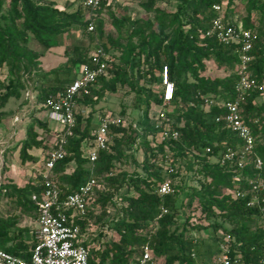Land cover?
<instances>
[{
	"label": "trees",
	"instance_id": "16d2710c",
	"mask_svg": "<svg viewBox=\"0 0 264 264\" xmlns=\"http://www.w3.org/2000/svg\"><path fill=\"white\" fill-rule=\"evenodd\" d=\"M83 1L72 0L58 8L53 0H0V109L9 98H20V92L30 84L36 104L25 125L23 138L11 148L17 150L21 164L32 163L35 169L23 185L10 180L0 184V196L11 211L0 217V249L29 258L35 230L19 227L16 214L37 220L31 196H40L43 190L44 167L38 154L57 149L62 133L54 131L55 142L47 144L46 138L52 131L48 121L36 119L35 113L45 109L42 103L46 97L62 92L74 80L76 69L88 61L90 52L89 46L74 45L65 50L62 65L39 70V53L27 46L28 38L31 36L49 48L51 37L77 26L87 32L90 44L95 43L109 53H119V63L107 65L89 95L75 98V125L62 145V158L55 162L49 174L58 185L61 199L91 178L99 185L85 216L67 211L70 222L78 225L84 234L81 242L88 249L87 264H134L144 246L149 247L154 259L164 264H198L195 255L204 258L202 264H216L215 259L226 241L229 257L235 259L236 264H259L264 242V228L260 224L264 191L259 192L263 211L247 203L252 195L251 184L259 178L264 180V103H257L264 95V87L251 90L240 105L243 121L255 137L254 152L262 161L260 170L251 163L238 168L234 161L223 164L217 161L219 152L225 147L237 148L240 141L224 122L207 120L209 116L222 114V110L212 106L206 111L202 97L228 101L235 96L236 47L220 44L204 35L216 17L211 8L214 3H223L225 20L253 33L249 69L256 82L264 86V0H176L173 11L158 5L169 0H139L142 9L151 14V17L141 18L125 14L117 18L113 12L116 0H102L95 10L83 6ZM237 3L242 4L240 17L232 15ZM102 12L107 13L118 31L117 38L104 33ZM90 22L93 31L89 32ZM209 62L225 74L206 75ZM163 66H167L174 86L165 113L178 132L177 140L160 141V128L148 118L153 106L161 108L162 105L160 73ZM156 86L158 90L154 89ZM122 87L134 93L136 106L140 111L144 109L140 129L125 123L124 113L120 111L118 118L122 123L109 128L107 149L99 151L96 160L90 162L88 149L98 123L93 122L95 106L101 100L107 102L110 95ZM206 148L211 151L206 152ZM131 150L141 152L140 175L120 169V164L133 156ZM175 156L188 158L192 164L191 176L198 183L187 193L186 206L199 211L200 219H190L180 213L182 203L177 199L178 187L173 182L178 168ZM169 165L175 166L174 173H167ZM166 178L171 180L175 192L159 195L157 186ZM236 193L244 195L235 196ZM118 194L120 204L109 221L114 239L103 240L101 231L93 227L103 228L108 222V208L117 204ZM162 208L167 210L164 215H161ZM207 229L218 235L206 245L189 235L190 231L199 233ZM29 231L32 239L27 241L25 236Z\"/></svg>",
	"mask_w": 264,
	"mask_h": 264
},
{
	"label": "built area",
	"instance_id": "2783aa9c",
	"mask_svg": "<svg viewBox=\"0 0 264 264\" xmlns=\"http://www.w3.org/2000/svg\"><path fill=\"white\" fill-rule=\"evenodd\" d=\"M102 0H84L83 6L91 10L98 9ZM216 13V17L210 23L204 35L215 39L224 45H233L237 49V66L234 91L235 96L228 101H213L209 97H202L205 110L216 107L222 110L207 120L214 123L224 122L226 127L240 141V146L233 149L225 147L219 152L217 161L220 164L234 161L236 167L243 168L247 164H252L255 169L260 170L262 161L255 155V137L249 126L243 121L240 105L251 90H262L263 85H259L253 77L249 65L252 61V49L254 35L251 31L241 28L239 25L230 23L223 18V3H214L211 6ZM87 31H93V24L90 22ZM114 63L113 57L102 47H97L94 53L88 55V61L78 66L74 80L67 85L64 90L56 95L45 98L42 106L48 111V118L59 124L60 139L57 149H53L44 157L43 160V190L40 196L32 195L37 210V229L34 234V244L30 248L28 259L14 256L0 249V264H87L88 249L82 244L84 234L78 225L70 222L67 211L76 216L83 217L87 213V206L94 199V190L99 187L96 180L91 178L81 185L75 192L65 198H59V188L57 183L50 178V171L56 161L62 158V145L65 138L70 136L75 125V98L77 96L89 95L90 88L94 85L97 78L104 74L108 64ZM160 87L162 100L159 116L156 118L159 127L158 139L165 141L168 139L177 140L178 132L172 127L170 120L165 113V106L169 105L173 97L174 86L168 76L167 66H163L160 73ZM263 96V95H262ZM16 119H14V122ZM118 117L106 115L98 120L97 127L93 132L92 145L88 149V159L93 162L97 158L99 151L106 150L110 142L109 128L121 124ZM210 152V148L205 149ZM175 166L169 165L167 173L175 172ZM264 191V180L259 178L251 184L250 193L252 194L247 205L261 207L262 199L259 192ZM175 190L169 178H166L157 186L159 195H171ZM244 194L236 193L235 196ZM167 213L165 208L161 209V215ZM260 224L264 228V213H261ZM262 256L259 264H264V242L261 246ZM216 264H236V260L229 257L228 243L225 242L221 247L219 255L215 259ZM134 264H164L160 260L152 257L148 246H144Z\"/></svg>",
	"mask_w": 264,
	"mask_h": 264
},
{
	"label": "rangeland",
	"instance_id": "374dc122",
	"mask_svg": "<svg viewBox=\"0 0 264 264\" xmlns=\"http://www.w3.org/2000/svg\"><path fill=\"white\" fill-rule=\"evenodd\" d=\"M56 3L58 8H62L63 3H70L72 0H53ZM76 2L73 8L76 7ZM177 4L176 0H169L165 3L158 4L161 8L166 11H173ZM241 3H237L233 16H241ZM113 12L117 18L122 15H128L132 18H141V17H151V14L145 12L140 6L139 0H116V3L113 7ZM100 19L103 22V31L105 34H109L114 38L119 36L118 31L111 24L110 18L107 13L102 12ZM51 47L46 48L39 43H37L31 36L28 38L27 46L34 51L39 53L38 62L39 70H50L56 68L59 65H62L65 62V50H70L74 45H82L84 47L89 46L90 52L88 54L94 53L97 49V45L90 44V40L87 32L82 31L80 27L73 26L66 30L64 33L51 37L49 39ZM109 53V52H108ZM109 54H112L114 59V64H118L119 53L117 51H111ZM1 77H4V71L1 72ZM206 75L210 76H222L225 74V71L217 69L212 62L207 64ZM158 90L159 87L154 88ZM257 103H264V95L257 99ZM36 106L34 101V91L31 89V84L23 89L20 92V98H9L6 104L0 109L2 116L0 117V184L5 183L7 180L16 184L23 185L31 174V171H34V166L31 164H21L17 158V150L11 149L18 143L19 137L23 136L24 128L27 122L29 121L31 110ZM161 108L152 107L148 113L149 121L153 124H158L156 118L160 114ZM89 111V109H88ZM123 111L125 123H131L136 126V129L139 128V121L144 116V109H140L136 106L135 94L128 91L127 87L119 88L116 93L110 95L109 100L99 101L95 106L93 122L96 123L102 114L112 115V117H120L118 113ZM86 115V112L83 114ZM17 116L18 119L16 122H13V118ZM35 118L40 120H47L51 134L46 138V143L50 144L55 142V132L59 131L60 126L58 123L48 118V111L46 109L37 111L35 113ZM124 153L127 152L126 149H123ZM132 157H127V162H122L120 164L121 170L126 171L129 174H141L139 167V162L141 160V152L136 150H131ZM38 153V152H35ZM46 153L38 154L39 161L42 163ZM177 163V174L174 177V185L178 187L177 189V199L182 203V208L180 213L184 216H188L190 219H200L201 215L199 211L193 210L192 207L186 206V195L192 187H197L198 180L195 177H192V164L188 161V158L175 156ZM2 166L5 169H1ZM123 191L120 192V195ZM120 195L118 194L115 198L116 205L109 206V215L107 221L103 228L93 227L94 230L101 231V237H105L103 240L114 239L112 231H110V220L113 215L117 213V207L120 204ZM8 204L6 200L0 196V217H5L10 214ZM18 215V226L26 227L30 231L36 230L37 224L34 218L28 217L25 215ZM219 221V220H217ZM30 231L25 236L27 241L32 239ZM104 235V236H103ZM189 235L197 240H202L204 244H208L212 238L218 234H213L211 230H202L199 233L195 231H190ZM203 256V255H202ZM194 259L198 264L204 262L203 257L196 256ZM214 262V258L212 259Z\"/></svg>",
	"mask_w": 264,
	"mask_h": 264
},
{
	"label": "crops",
	"instance_id": "0c3cea01",
	"mask_svg": "<svg viewBox=\"0 0 264 264\" xmlns=\"http://www.w3.org/2000/svg\"><path fill=\"white\" fill-rule=\"evenodd\" d=\"M14 119H18V117L17 116H15L14 118H13V122H14ZM16 122V121H15ZM23 136H24V133H23ZM23 136L22 137H19V139L18 140H21L22 138H23ZM44 158V157H43ZM40 162V161H39ZM27 165L28 164H31L32 166H34L32 163H26ZM36 224H37V222H36ZM37 229V228H36ZM36 231V230H35Z\"/></svg>",
	"mask_w": 264,
	"mask_h": 264
}]
</instances>
